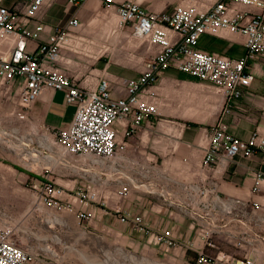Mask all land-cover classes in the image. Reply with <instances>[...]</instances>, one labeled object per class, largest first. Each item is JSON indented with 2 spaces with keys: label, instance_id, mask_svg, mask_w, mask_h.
Returning a JSON list of instances; mask_svg holds the SVG:
<instances>
[{
  "label": "crops",
  "instance_id": "1",
  "mask_svg": "<svg viewBox=\"0 0 264 264\" xmlns=\"http://www.w3.org/2000/svg\"><path fill=\"white\" fill-rule=\"evenodd\" d=\"M19 1L1 0V3L7 7L20 6ZM135 1L143 9L156 12L170 9L176 3L190 2ZM70 15L81 23L75 37L83 40L84 48L75 51L62 48L56 66L88 88H95L98 78L105 75L111 96L124 98V82L141 74L145 60L157 47L148 48L144 42L126 40L116 56L102 57L105 43L102 25L108 22L103 4L99 0H87L78 8H69L67 0H51L36 17L45 31L36 42H29L28 48L34 51ZM196 48L231 59L246 54L241 38L224 33L202 35ZM247 67L254 76L253 81L239 99L228 104L224 95L207 82L173 68L161 72L151 88L157 100V115L127 139L121 154L118 175L128 185L126 196L118 200L107 196L104 205L95 209L94 217L88 222L78 224L74 215L61 212L55 224L63 230L18 234L20 243L33 256L31 264H192L199 251L210 257L209 264H245V260L264 264V212L252 206L253 201L264 205V163L260 156L236 157L216 167L202 164L208 132L218 121L226 126L228 133L240 139L247 138L255 129L264 133V56L249 58ZM16 100L14 86L0 88V108L4 115L12 117L17 127L14 134L26 135L27 120H30L50 143V131L65 127L75 108L64 103L61 92L43 89L21 118L17 113L21 114L22 110L16 106ZM23 140L21 137L19 142ZM15 149L19 157L22 155L20 161L24 165L37 162V158H26L23 146L12 148ZM44 159L45 164L40 162L41 158L38 168L30 174L20 166L9 170L0 156L2 215L14 204L10 203V189L18 190L19 198L26 196L20 188L28 175L30 183L47 177L63 187L62 177L66 176L67 186H77L79 173L72 167L73 158L68 157L67 164H60L48 155ZM256 174H261L263 180L254 193ZM108 177L106 174L100 178V191L104 187L105 196L116 186ZM116 206L123 213L140 214L147 233L138 234L130 224L119 223L112 214ZM17 220L21 227L27 218L21 212ZM208 229L212 230L211 247L205 246L202 240L204 230ZM151 234L162 236L166 243H151Z\"/></svg>",
  "mask_w": 264,
  "mask_h": 264
},
{
  "label": "built area",
  "instance_id": "2",
  "mask_svg": "<svg viewBox=\"0 0 264 264\" xmlns=\"http://www.w3.org/2000/svg\"><path fill=\"white\" fill-rule=\"evenodd\" d=\"M51 0H20V6H5L0 0V86H14L16 106L22 110L21 118L39 97L43 89L59 91L64 103L74 105L71 121L63 128L51 130L53 160L67 164L79 173L74 188H63L47 177L33 180V210L50 215L61 212L74 215L78 224L92 220L95 209L104 205L108 196L122 199L128 193L120 172L121 154L127 139L136 130L157 115V100L152 86L161 72L173 68L192 78L211 84L222 93L226 104L239 99L253 81L247 60L264 56V0H190L176 3L170 9L147 11L135 0H99L109 20H113L112 33H126L129 40L144 42L148 48L155 45V53L145 60L137 78L124 82L126 96L113 98L105 75L98 78L95 88L78 84L56 66L60 50L84 48L83 40L75 37L81 23L70 15L44 43L32 51L29 42H36L45 26L36 20L42 7ZM87 0H67L69 8H78ZM224 33L241 38L246 50L244 57L231 59L217 53L196 48L204 35ZM228 109V108H227ZM259 155L264 163V133L257 129L245 139L228 133L218 121L210 128L202 158L204 166H218L236 157L249 159ZM109 174L115 189L105 196L100 191V178ZM263 177L256 174L252 191L259 190ZM66 189V190H65ZM252 206L264 212V205L253 201ZM112 214L121 224H130L138 234H146L147 227L138 213L121 212L116 206ZM212 230H204L202 240L211 247ZM151 243H166L160 235H150ZM33 256L15 235V225L0 220V264H31ZM211 259L199 251L192 264H209ZM245 264H251L245 260Z\"/></svg>",
  "mask_w": 264,
  "mask_h": 264
},
{
  "label": "rangeland",
  "instance_id": "3",
  "mask_svg": "<svg viewBox=\"0 0 264 264\" xmlns=\"http://www.w3.org/2000/svg\"><path fill=\"white\" fill-rule=\"evenodd\" d=\"M108 22H103L102 25V33L104 34V40L105 43L103 44L104 47L102 48L101 56L102 57H111L116 56L120 52V46L123 42H126V40H129L128 35L126 33H121L118 31H115L112 33L113 28V20L109 22V19L107 18ZM131 43H137L136 41H133ZM2 86H0L1 88ZM32 127V128H31ZM17 128L15 123L12 120V117L7 116L6 114H3V110L0 108V139L2 138V141L0 143V156L4 159L3 165L6 167H9V170H14L17 167H23L27 168L30 172V174H33V171L38 168V164L40 162L45 164L44 156H52L54 157V148L52 145L46 146L42 142L41 138L44 136V134L37 128L35 129L33 125L31 124L30 120H27V133L26 135L22 133H15L13 130ZM33 129L34 132L31 130ZM3 134V135H2ZM21 137L24 138L22 142H19ZM41 141V142H40ZM53 141V140H52ZM42 143V144H41ZM23 146V149L25 152H27V159L31 154H36L37 162H33L32 164L27 162V165H24L23 161H20V158H22V155L18 156V150H12L13 147ZM23 150V151H24ZM24 156V154H23ZM42 158V160H41ZM39 160H41L39 162ZM11 171V172H12ZM59 173L61 175V169L59 168ZM64 179V183L62 184L63 188H70L66 185V180L68 177L64 176L62 177ZM30 186V175H28L27 181L21 185V192H25L26 196L23 198L21 196L19 198L18 190L14 191L13 188L10 189V203L14 202L12 206H9V208H6V213H4L6 216H3L0 213V220H5L8 222H11L15 225V235L18 238L19 235H23L24 232L27 233H34L36 230H42V231H51L53 230H63L61 228H57V225L55 222H57V215H50L47 212L43 211H35L33 210V202H34V196L33 192L29 188ZM66 190V189H65ZM6 190H4V194H6ZM20 202V205L18 204ZM25 214L27 221L25 223V226L18 225V216L20 213ZM54 221V223L52 222Z\"/></svg>",
  "mask_w": 264,
  "mask_h": 264
},
{
  "label": "bare ground",
  "instance_id": "4",
  "mask_svg": "<svg viewBox=\"0 0 264 264\" xmlns=\"http://www.w3.org/2000/svg\"><path fill=\"white\" fill-rule=\"evenodd\" d=\"M41 140H42V142L44 143V145H46V146H49V145L51 144L50 142H48V140H46L45 137H42ZM40 142H41V141H40ZM41 144H42V143H41ZM30 156H31L32 158H35V157H36V154H34V153L31 154V153H30ZM49 158H50V157H49ZM49 158H48V159H49ZM32 162H33V161H32ZM138 264H139V263H138ZM146 264H147V263H146Z\"/></svg>",
  "mask_w": 264,
  "mask_h": 264
}]
</instances>
